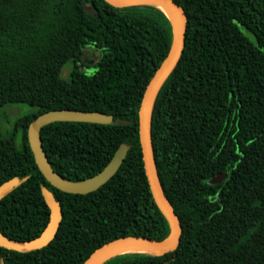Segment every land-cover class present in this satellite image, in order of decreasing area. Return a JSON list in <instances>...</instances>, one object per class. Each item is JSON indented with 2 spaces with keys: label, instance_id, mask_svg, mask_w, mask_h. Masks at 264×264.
Instances as JSON below:
<instances>
[{
  "label": "trees",
  "instance_id": "16d2710c",
  "mask_svg": "<svg viewBox=\"0 0 264 264\" xmlns=\"http://www.w3.org/2000/svg\"><path fill=\"white\" fill-rule=\"evenodd\" d=\"M174 1L186 14L184 46L154 100L151 140L179 242L174 251L122 252L102 264H264V0ZM172 36L170 18L152 4L0 0V183L24 179L0 200V233L21 243L41 233L49 220L43 186L62 208L49 243L0 245V264H82L119 237L169 235L144 169L138 110ZM15 106L21 111L12 116ZM57 108L113 116L41 128L44 152L63 177L87 178L128 145L96 190H60L35 163L28 125Z\"/></svg>",
  "mask_w": 264,
  "mask_h": 264
},
{
  "label": "water",
  "instance_id": "95a60500",
  "mask_svg": "<svg viewBox=\"0 0 264 264\" xmlns=\"http://www.w3.org/2000/svg\"><path fill=\"white\" fill-rule=\"evenodd\" d=\"M114 6H127L134 4H152L159 5L169 9L173 15L170 18L173 27V36L170 48L166 57L163 59L153 76L148 81L138 110V132L141 144L142 157L145 173L151 189V193L162 210L170 224V233L163 239H152L145 236L128 235L108 241L91 252L82 264H102L111 256L124 251L131 247H144L148 250L141 252H154L162 254L168 251H174L178 245L181 224L178 215L173 209L172 204L166 197L159 176L156 170V164L153 154L151 140V115L152 107L156 95L167 76L176 65L184 46V36L186 30V14L183 7L174 0H105ZM89 8L90 6H86ZM160 8V7H159ZM161 9V8H160ZM162 10V9H161ZM164 11V10H162ZM112 114L98 110H83L74 108H57L50 109L38 114L31 120L27 128V138L30 149L33 153L35 163L44 175L45 179L54 187L72 193H87L99 188L109 180L121 165L128 145L120 144L108 163L97 173L82 180H71L63 177L56 172L49 162L40 138L41 128L54 121H82L108 124L112 121ZM127 123L128 121H123ZM227 173L222 172L212 176L209 179L211 184L217 183L226 177ZM24 179L11 177L0 183V200L12 189L18 186ZM42 196L49 208V220L41 233L23 243L12 242L4 234L0 233V245L12 249L20 248H40L49 243L55 236L60 221L62 219L61 204L56 200L53 192L46 186L41 188Z\"/></svg>",
  "mask_w": 264,
  "mask_h": 264
},
{
  "label": "bare ground",
  "instance_id": "6f19581e",
  "mask_svg": "<svg viewBox=\"0 0 264 264\" xmlns=\"http://www.w3.org/2000/svg\"><path fill=\"white\" fill-rule=\"evenodd\" d=\"M159 7L162 10H164V12H166L171 18H173V15H172V13H171V11L169 9L165 8L162 5H159ZM145 250H148V249L144 248V247H131V248L124 249V251H145Z\"/></svg>",
  "mask_w": 264,
  "mask_h": 264
},
{
  "label": "rangeland",
  "instance_id": "374dc122",
  "mask_svg": "<svg viewBox=\"0 0 264 264\" xmlns=\"http://www.w3.org/2000/svg\"><path fill=\"white\" fill-rule=\"evenodd\" d=\"M92 69H94V68H92ZM14 109H10L9 108V113H10V115H12V116H15V115H17V113H19V111H21V109L20 108H18L17 106H15V107H13ZM9 123H7V122H4V121H1V128L2 129H6L7 127H9Z\"/></svg>",
  "mask_w": 264,
  "mask_h": 264
},
{
  "label": "flooded vegetation",
  "instance_id": "af4514ba",
  "mask_svg": "<svg viewBox=\"0 0 264 264\" xmlns=\"http://www.w3.org/2000/svg\"><path fill=\"white\" fill-rule=\"evenodd\" d=\"M91 55L93 56V53H91Z\"/></svg>",
  "mask_w": 264,
  "mask_h": 264
}]
</instances>
